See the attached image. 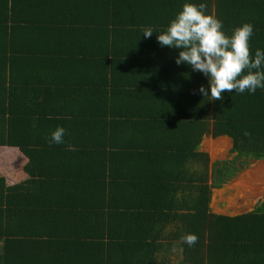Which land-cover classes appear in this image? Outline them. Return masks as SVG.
Listing matches in <instances>:
<instances>
[{
    "label": "trees",
    "instance_id": "obj_1",
    "mask_svg": "<svg viewBox=\"0 0 264 264\" xmlns=\"http://www.w3.org/2000/svg\"><path fill=\"white\" fill-rule=\"evenodd\" d=\"M185 3L228 36L251 23L264 51V0H0V146L25 158L23 176L0 175V264H264V195L237 215L209 207L264 160V88L204 97L209 78L157 40ZM205 135L234 156L209 165Z\"/></svg>",
    "mask_w": 264,
    "mask_h": 264
},
{
    "label": "clouds",
    "instance_id": "obj_2",
    "mask_svg": "<svg viewBox=\"0 0 264 264\" xmlns=\"http://www.w3.org/2000/svg\"><path fill=\"white\" fill-rule=\"evenodd\" d=\"M206 7L204 3H185L167 30L158 34V42L161 46L181 49L176 63H186L209 78L210 95L203 85L199 88L204 97L222 100L225 92L255 93L258 88H264V71L260 70L264 65V51L257 49L253 58L249 44L253 25L244 23L228 36L222 30V21L214 12L206 13ZM152 33L151 28L143 31L145 37H151ZM64 134L65 129L58 126L50 143H64ZM69 150H74L71 145ZM181 241L191 247L198 236L188 233ZM176 250L174 245L173 251Z\"/></svg>",
    "mask_w": 264,
    "mask_h": 264
},
{
    "label": "rangeland",
    "instance_id": "obj_3",
    "mask_svg": "<svg viewBox=\"0 0 264 264\" xmlns=\"http://www.w3.org/2000/svg\"><path fill=\"white\" fill-rule=\"evenodd\" d=\"M217 143L218 140L211 138L209 135H205L202 137L198 148L202 149V151H208L211 154L222 156V150L216 148ZM0 154L2 155L3 153ZM219 156L217 157L219 158ZM233 156V153L228 152L227 156L223 157L222 160L229 159ZM248 161L245 162L246 164L243 163L244 165L241 167L238 166L239 170L237 172H243L249 167L248 165L252 162L250 160ZM232 178L230 179V181L232 180L230 187L228 188L227 186L224 190L221 189L216 192V196L213 198L212 204L217 205L215 206L217 210L222 208L224 209V213H231L230 211H236L241 207L248 209L262 199L264 195V176H233ZM233 180H237V183H233ZM223 185L221 186L223 187ZM220 211L222 212V210ZM167 229H170V227L167 226ZM172 261L173 259H171Z\"/></svg>",
    "mask_w": 264,
    "mask_h": 264
},
{
    "label": "crops",
    "instance_id": "obj_4",
    "mask_svg": "<svg viewBox=\"0 0 264 264\" xmlns=\"http://www.w3.org/2000/svg\"><path fill=\"white\" fill-rule=\"evenodd\" d=\"M216 140H218V143L216 144V148H218L219 150H222L223 154L222 156L220 155H215V154H211L208 151L206 152L208 155V159H209V165L212 161L214 160H222L223 157H226L228 154V148H230L231 146V140L229 137L227 136H218L215 138ZM199 149V148H198ZM10 151V158L8 161H6L5 158L0 157L2 160H4V162L1 160L0 161V175L4 176L6 178V181L8 184H11L14 180H16L18 177H20L21 175L23 176V174L20 173V170H17V172L14 170V159L18 158L19 160L24 161V157L22 155H20L15 148H10V147H5V146H0V153H3V151ZM200 151H202V149H199ZM205 152V151H204ZM1 155V154H0ZM3 156V154L1 155ZM219 156V158L217 157ZM252 163H250L243 172H236L235 176H264V160L262 159H258V160H251ZM233 179V178H232ZM239 179V178H238ZM232 181V180H231ZM230 180L227 181V183H224L223 187H216V188H211V198H210V202H209V207L211 209L212 212L216 213V214H223V215H237L240 213H245L250 211L254 206H251L250 208H243L241 207L240 209L236 210V211H230L231 213H224L223 210L224 209H220L222 210V212L220 210H217L215 208V206L217 205H213V198L216 196V192L220 191L221 189L224 190L225 187L228 186V188L230 187ZM233 183H237V180H233Z\"/></svg>",
    "mask_w": 264,
    "mask_h": 264
}]
</instances>
